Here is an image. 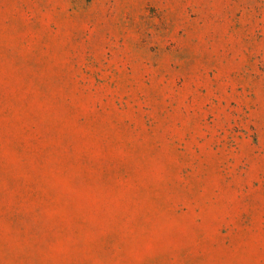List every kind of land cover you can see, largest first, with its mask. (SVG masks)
Segmentation results:
<instances>
[{
    "label": "rangeland",
    "instance_id": "374dc122",
    "mask_svg": "<svg viewBox=\"0 0 264 264\" xmlns=\"http://www.w3.org/2000/svg\"><path fill=\"white\" fill-rule=\"evenodd\" d=\"M0 264H264V0H0Z\"/></svg>",
    "mask_w": 264,
    "mask_h": 264
}]
</instances>
